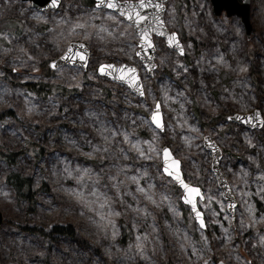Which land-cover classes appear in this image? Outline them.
<instances>
[{
	"label": "rangeland",
	"instance_id": "obj_1",
	"mask_svg": "<svg viewBox=\"0 0 264 264\" xmlns=\"http://www.w3.org/2000/svg\"><path fill=\"white\" fill-rule=\"evenodd\" d=\"M88 2L61 0L39 12L0 0V149L18 153L13 167L0 160V264H264V0H250L248 38L238 18L215 17L209 0H166L164 25L184 55L154 37L152 76L135 56L132 27ZM71 42L89 49L86 70L49 71ZM104 63L134 66L144 96L98 76ZM27 83L70 92L43 100ZM156 104L162 131L149 120ZM253 110L260 129L226 121ZM206 136L221 150L232 217L210 171ZM31 146L42 150L39 160ZM163 147L202 190L204 229L162 174ZM10 171L31 179L34 212L16 202L5 183ZM67 222L76 223L75 240L24 230ZM120 222L131 231L129 245L118 243Z\"/></svg>",
	"mask_w": 264,
	"mask_h": 264
},
{
	"label": "water",
	"instance_id": "obj_2",
	"mask_svg": "<svg viewBox=\"0 0 264 264\" xmlns=\"http://www.w3.org/2000/svg\"><path fill=\"white\" fill-rule=\"evenodd\" d=\"M18 2H28L30 7L37 11H46V10H56L60 5L61 0H56V3L53 4L52 0H17ZM94 1V6L97 9H104L113 12L117 16L121 17L127 24H129L136 37L138 38L137 42V51L136 57L141 62L142 66L144 67L148 76H152L153 71L156 69V65L154 63V44H153V37L162 38L164 40V44L166 48L176 52L179 56H183V47L181 42L178 39V36L175 33L169 32L163 21V14L165 11L164 3L166 0H145V3L149 6L147 7H140V0H125V1H118L121 6L128 5L130 6L129 9L130 15L132 16V20H129L125 15H122L119 10L109 9L106 6L97 7V0ZM212 13L215 17L221 16L223 13L225 14L226 18L236 17L238 18L245 30L246 38L249 37L252 27L249 21V11H250V0H209ZM137 13L141 16L146 17V19L137 24L135 22ZM145 31L148 33V39L151 41L152 46L149 47L148 43L142 42L141 36L144 35ZM163 33V35H161ZM169 37H173L171 43H169ZM83 45V47H81ZM69 49L73 50V54L75 52H81L84 54V60H80L77 57L74 61L68 62L63 57L69 51ZM89 50L88 48L80 43V42H71L65 48V51L62 53L61 56L58 58L50 61L47 65L50 71H54L57 68L62 66L64 67H77L82 71L86 70L88 59H89ZM101 65H113L109 63H104ZM96 68V73L98 76L109 80L110 82H114L126 87L133 95L136 97L142 98L144 96L143 86L138 74V70L134 66H127V65H120L116 66L113 65L116 69H119L121 66L124 68V72L121 73L120 71L115 72L114 74H109L111 72L110 69L105 67L104 73H101L100 66ZM128 69H134V72H128ZM124 76L121 79V76ZM153 113H158V121L160 127H157L156 123L153 122ZM239 117V119H237ZM149 120L154 125V127L162 131V115L160 111L159 104H156L151 111V115L149 116ZM226 121L229 123L241 125L247 129H260L263 125V119L258 110H253L251 113L248 114H232L226 117ZM203 147L210 153L211 156V163H210V171L214 177L215 183L217 188L221 193L222 199L225 201L226 211L232 217L234 213V207L236 202L233 198L231 193L230 187L219 167L220 159H221V150L216 145L214 141H212L209 137H204L203 139ZM165 149H167V155L165 154ZM161 172L162 174L169 178L175 187L181 192L180 201L181 203L186 206L189 211L191 212L192 218L194 219L195 223L198 225L200 229H204L201 227L200 220L203 221L202 212L198 209L197 202L201 201L203 198L202 190L199 187L192 186L187 183L184 179V176L180 169V162L176 160L173 155L171 154L170 150L167 147H163L161 150ZM179 174L181 180H183L184 184L189 185V188H195L199 190V194L191 193L188 189H185L183 185L175 178L176 174ZM189 196L193 199V202L196 206V211L200 212L201 216L198 220L196 217V213L193 211V204L186 203L184 197ZM202 197V198H201ZM3 217L0 212V226L2 224ZM204 224V222H203ZM217 264H224L223 262L219 261Z\"/></svg>",
	"mask_w": 264,
	"mask_h": 264
},
{
	"label": "trees",
	"instance_id": "obj_3",
	"mask_svg": "<svg viewBox=\"0 0 264 264\" xmlns=\"http://www.w3.org/2000/svg\"><path fill=\"white\" fill-rule=\"evenodd\" d=\"M93 0H89L87 5L93 6ZM45 72L49 73L47 68L45 67ZM24 87L31 92L32 94L36 95L37 97L41 99H46L49 97H52L54 95H60V96H66L69 94V90H66L62 87L56 86V85H49V84H42V83H27L24 85ZM31 152L34 154V158L39 160L42 156V150L40 148H36L34 146H31ZM18 158V153H11L6 150L0 149V160L5 162L7 166L13 167L16 164ZM5 183L10 187V189L14 193V197L16 202L18 203H24L25 209L28 213H32L35 210V204L36 199L35 195L36 192L32 191L31 188V179L26 176H22L21 174L10 171L5 176ZM40 190H47V187L45 185H42L40 187ZM62 202V201H60ZM75 222L70 223H54L50 226L48 230H43L38 227H27L24 229L26 232L37 235L38 237L42 238L43 240H49L53 236H60L69 238L71 240H75L78 238L76 228H75ZM119 240L118 243H120L122 246L129 245L132 243V235L131 231L128 228L127 225L120 222L119 224ZM85 244L88 245V242L84 241ZM254 264V263H250Z\"/></svg>",
	"mask_w": 264,
	"mask_h": 264
},
{
	"label": "snow or ice",
	"instance_id": "obj_4",
	"mask_svg": "<svg viewBox=\"0 0 264 264\" xmlns=\"http://www.w3.org/2000/svg\"><path fill=\"white\" fill-rule=\"evenodd\" d=\"M52 3L55 4L56 0H52ZM101 6H106L107 8L113 9V10H119L122 15H125L129 20H132V16L130 15V11L126 10V9L130 8V6H128V5L121 6L119 3L116 2V0H97V7H101ZM147 6H149V5L145 3V0H140V7L143 8V7H147ZM145 19H146V17H143L139 13H137L135 22L137 24H139V23L143 22ZM161 35H163V33H161ZM141 40H142V42L148 43L149 47L152 46L151 41L148 39L147 31H145L144 35L141 36ZM172 40H173V37H169V43H171ZM81 47H83V45H81ZM77 57H79L80 60H84V54H82L81 52H75L73 54V50L69 49V51L63 57V59H65L68 62H72ZM105 67H107L108 69L111 70V72L109 74H114L117 71H120L121 73H123L125 71L123 66H121L119 69H116L113 65H107V66L101 65L100 66L101 73H104ZM127 71L128 72H134V69H128ZM123 78H124V76L122 75L121 79H123ZM157 117H158V113H153V117H152L153 122L156 123L157 127H160V124H159ZM237 119H239V117H237ZM164 151H165V154L167 155V149H165ZM175 178L183 185V187L185 189H188L189 192L195 193L197 195L199 194L198 189L189 188V185L184 184L183 180L180 179L178 173L176 174ZM141 191H143V190L141 189ZM184 199H185L186 203H192L193 204V211L196 213V217L199 220L201 214H200V212L196 211V206H195V203L193 202V199L189 196H185ZM200 224H201V227H204L202 220H200Z\"/></svg>",
	"mask_w": 264,
	"mask_h": 264
}]
</instances>
